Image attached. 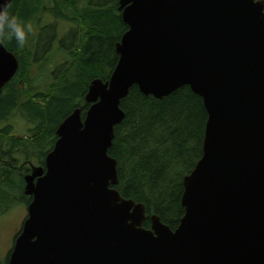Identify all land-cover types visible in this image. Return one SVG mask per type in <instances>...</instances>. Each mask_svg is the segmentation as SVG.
I'll use <instances>...</instances> for the list:
<instances>
[{
  "label": "water",
  "instance_id": "water-1",
  "mask_svg": "<svg viewBox=\"0 0 264 264\" xmlns=\"http://www.w3.org/2000/svg\"><path fill=\"white\" fill-rule=\"evenodd\" d=\"M11 0H0V7ZM127 29L109 78L57 126L24 175L27 217L6 264H264V0H118ZM18 67L0 41V93ZM187 85L207 112L175 228L116 189L121 100Z\"/></svg>",
  "mask_w": 264,
  "mask_h": 264
},
{
  "label": "trees",
  "instance_id": "trees-1",
  "mask_svg": "<svg viewBox=\"0 0 264 264\" xmlns=\"http://www.w3.org/2000/svg\"><path fill=\"white\" fill-rule=\"evenodd\" d=\"M8 6L9 13L26 25V38L21 45L0 31V41L18 60L16 72L1 89L0 121L17 112L31 126L21 136L8 123L0 127V213L28 199L23 194L24 173L33 162L43 165L58 124L75 107L85 111L91 80L109 78L118 58L115 44L127 29L118 0H11ZM45 13L74 27L58 39L54 25L52 32L40 26ZM56 41L63 61L40 87L36 74L52 60ZM120 107L124 118L114 127L108 149L116 160L115 187L123 197L144 205L145 227L149 217L157 215L173 229L184 213L183 177L201 155L207 119L202 99L187 85L162 98L133 86Z\"/></svg>",
  "mask_w": 264,
  "mask_h": 264
},
{
  "label": "rangeland",
  "instance_id": "rangeland-1",
  "mask_svg": "<svg viewBox=\"0 0 264 264\" xmlns=\"http://www.w3.org/2000/svg\"><path fill=\"white\" fill-rule=\"evenodd\" d=\"M84 1L85 0H83V2ZM39 24L40 26H48V32L53 31L51 27L54 25L58 39L63 38L68 31L74 27V24L66 22L65 20L57 19L52 14L48 15V13L43 14L40 18ZM35 28H37V26H34V30ZM52 51L54 52V56L51 57L52 60L41 71H38L37 74L35 73L36 76H38L36 82L40 87L46 81L51 80L52 69L57 63L63 61L64 58V55L60 53L61 51L58 49L57 41L54 43ZM6 123L12 126V132L16 136L27 135L29 133L28 128L31 126V124H29L17 112L14 113L9 120L0 121V127ZM32 165L36 166L41 164L33 162ZM25 202L17 201L7 210L0 213V264H6L14 238L19 233L22 223L27 217L26 206L29 203V198Z\"/></svg>",
  "mask_w": 264,
  "mask_h": 264
},
{
  "label": "clouds",
  "instance_id": "clouds-1",
  "mask_svg": "<svg viewBox=\"0 0 264 264\" xmlns=\"http://www.w3.org/2000/svg\"><path fill=\"white\" fill-rule=\"evenodd\" d=\"M8 5L0 7V31L6 32L18 44H23L26 38V25L8 11Z\"/></svg>",
  "mask_w": 264,
  "mask_h": 264
},
{
  "label": "flooded vegetation",
  "instance_id": "flooded-vegetation-1",
  "mask_svg": "<svg viewBox=\"0 0 264 264\" xmlns=\"http://www.w3.org/2000/svg\"><path fill=\"white\" fill-rule=\"evenodd\" d=\"M30 172V171H29ZM28 173V172H27Z\"/></svg>",
  "mask_w": 264,
  "mask_h": 264
}]
</instances>
